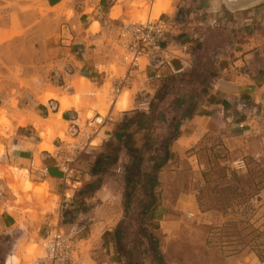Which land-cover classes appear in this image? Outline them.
<instances>
[{
  "label": "crops",
  "instance_id": "0c3cea01",
  "mask_svg": "<svg viewBox=\"0 0 264 264\" xmlns=\"http://www.w3.org/2000/svg\"><path fill=\"white\" fill-rule=\"evenodd\" d=\"M114 6L112 0H0V118L8 122L0 125V191L8 189L9 168L25 170L33 184L46 182L57 196L68 192L71 204L63 224L75 229L85 227L69 217L76 188L87 172L97 173L95 160L108 141L117 138L121 112L150 108L159 82L176 78L181 95L172 107L180 113L169 151L174 158L187 157L186 152L207 137L230 153H249L252 131L264 129V115H259L264 111V0H173L163 7V17L171 20L181 7L187 9V18L169 29L188 46L191 67L156 77L142 61L141 70L113 99L111 88L127 71V63L114 58L110 47L118 42L122 25L117 24L119 14L112 16ZM173 66L179 69V61L174 60ZM188 79L195 86L190 90ZM124 91L128 98L118 108ZM47 92L53 96L46 97ZM63 96L71 101L65 108ZM101 108L106 111L103 115ZM97 115L106 119L90 134L88 118ZM73 123L79 129L71 135ZM47 126L52 129L49 137ZM68 139L90 142L69 162L75 173L70 184L76 188L63 183L58 166L70 155ZM43 143L51 148H42ZM92 149L97 152L87 155ZM87 156L89 171L84 167ZM190 196L178 200L195 210L192 199L187 200ZM1 203L2 199L0 208ZM12 217L8 211L0 212L3 224ZM79 235L87 239L90 256V237L82 229Z\"/></svg>",
  "mask_w": 264,
  "mask_h": 264
},
{
  "label": "rangeland",
  "instance_id": "374dc122",
  "mask_svg": "<svg viewBox=\"0 0 264 264\" xmlns=\"http://www.w3.org/2000/svg\"><path fill=\"white\" fill-rule=\"evenodd\" d=\"M126 7L113 8L112 16L120 15L118 25L127 16L144 17V10L132 14ZM162 7L157 3L154 8ZM97 28L94 22L92 29ZM110 47L114 58H120L122 47ZM176 80L156 84L150 108L121 112L118 136L100 153L97 173L87 172L78 188L68 183L76 188L69 217L78 220V227L85 226L82 232L90 237L85 264H264V129L252 131L249 153H230L207 137L190 148L187 157L174 158L169 151L180 113L172 107L181 97ZM187 86L195 87L189 79ZM127 98L124 91L118 108ZM99 112L106 113L102 108ZM6 123L0 118V125ZM46 132L49 137L52 129L47 126ZM41 147L51 148L47 143ZM240 158L245 166L236 168L234 161ZM85 160L89 171V156ZM7 177L0 212L14 217L0 221V264H20L41 253L40 235L59 195L50 192L46 182H30L25 170L9 168ZM189 194L195 210L178 200Z\"/></svg>",
  "mask_w": 264,
  "mask_h": 264
},
{
  "label": "built area",
  "instance_id": "2783aa9c",
  "mask_svg": "<svg viewBox=\"0 0 264 264\" xmlns=\"http://www.w3.org/2000/svg\"><path fill=\"white\" fill-rule=\"evenodd\" d=\"M172 2L173 0H112V5H126L132 14L137 9L144 10L145 14L143 18L127 17L124 24L120 26L116 45L123 49L121 58L127 63V71L112 86L109 93L111 98L114 99L121 93L135 71L141 70L142 61H145L146 65L154 70L156 77L163 76L164 72L171 75L180 74L191 67L188 46L178 42L169 29L178 21L187 18V9L181 7L178 16L171 20L163 17V7ZM157 3L163 4L162 9L158 11L154 8ZM174 60L179 61V69L173 66ZM65 87L69 88L70 86L66 85ZM105 119L106 117L102 115L89 117L87 121L89 133H96ZM78 129L77 124H71L70 134L74 135ZM89 143L88 141L67 142L70 155L67 156V159L60 161L58 165L63 173L64 184L71 183L75 175L69 162ZM234 164L236 168L245 166L242 158L234 161ZM70 204V195L68 192H63L56 201L51 214L48 215L45 231L40 235L41 253L20 264H85V260L89 256L87 239L79 235L80 230L84 227L75 229L63 224L64 214ZM4 264H7V260Z\"/></svg>",
  "mask_w": 264,
  "mask_h": 264
},
{
  "label": "bare ground",
  "instance_id": "6f19581e",
  "mask_svg": "<svg viewBox=\"0 0 264 264\" xmlns=\"http://www.w3.org/2000/svg\"><path fill=\"white\" fill-rule=\"evenodd\" d=\"M122 22V21H121ZM48 95V94H47ZM50 96H53L52 94L49 95ZM125 97V96H124ZM125 99L126 98H123L122 102L124 101L125 102ZM61 104H62V107L65 108V107H68L69 105H71V101L70 99H68V97H62L61 98ZM71 107V106H70ZM61 114V113H60ZM31 249V248H30ZM32 250V249H31ZM30 250V251H31ZM32 253V252H31Z\"/></svg>",
  "mask_w": 264,
  "mask_h": 264
},
{
  "label": "trees",
  "instance_id": "16d2710c",
  "mask_svg": "<svg viewBox=\"0 0 264 264\" xmlns=\"http://www.w3.org/2000/svg\"><path fill=\"white\" fill-rule=\"evenodd\" d=\"M105 157L108 158V156H105ZM100 163H101V156H98V157L96 158V160H95V163H94L93 168L98 167V166L100 165Z\"/></svg>",
  "mask_w": 264,
  "mask_h": 264
}]
</instances>
